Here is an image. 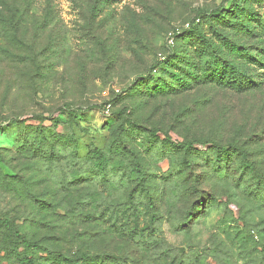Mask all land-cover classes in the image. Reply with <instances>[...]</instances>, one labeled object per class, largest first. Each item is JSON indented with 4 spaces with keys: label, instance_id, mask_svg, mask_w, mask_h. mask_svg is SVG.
I'll use <instances>...</instances> for the list:
<instances>
[{
    "label": "rangeland",
    "instance_id": "1",
    "mask_svg": "<svg viewBox=\"0 0 264 264\" xmlns=\"http://www.w3.org/2000/svg\"><path fill=\"white\" fill-rule=\"evenodd\" d=\"M235 2L244 12L226 13ZM210 10L219 14L211 21L217 31L256 26L241 62L256 85L134 92L161 77L154 65L180 66L186 47L173 33ZM263 52L264 0H0V219L94 264H264V200L254 196L250 174L232 173L231 161L218 174L195 155L187 156L190 168L182 166L181 152L149 147L143 132L233 142L264 172ZM95 104L103 107L67 115ZM32 116L59 119L56 133L76 123L99 159L85 162L83 144L51 164L19 154L20 120ZM121 142L140 154L153 208L118 155ZM1 231L0 264H20ZM24 251L51 264L40 250Z\"/></svg>",
    "mask_w": 264,
    "mask_h": 264
},
{
    "label": "trees",
    "instance_id": "2",
    "mask_svg": "<svg viewBox=\"0 0 264 264\" xmlns=\"http://www.w3.org/2000/svg\"><path fill=\"white\" fill-rule=\"evenodd\" d=\"M238 12H244L239 2L230 3V6L226 8V13L234 14ZM218 15L214 10L201 12L188 28L173 33L172 38L175 42L181 39L186 47L183 53L178 51L177 54L180 59L182 58L178 61L180 66L174 65L170 68L172 63L168 62L161 64V67L159 66L160 63L154 65L155 72L159 70L161 77L157 76L156 79L148 80L146 89L141 88L134 92H145V94L152 96H165L188 92L199 85L207 84L228 88L233 92H242L247 89V86L256 85V81L249 77L244 68L243 61L245 60L242 59L249 56L248 50L251 45H248L247 42L252 36H256V26L245 24L240 27V33L234 30L229 31L227 34L226 32L217 31L211 25L213 18ZM246 16L247 18H253L250 12H247ZM206 21H209V33L204 28ZM220 22L221 25L229 27L228 21L224 17L220 19ZM253 22L258 24V16L255 19L253 18ZM231 36H236L238 39L234 40ZM170 49L171 53H173L176 47H173V49L170 47ZM101 107L103 106L95 104L86 107V109L80 107L69 108L66 109V112L68 113L67 115L73 116L75 112L84 113L85 111L100 109ZM31 120L34 122H30ZM72 120L74 122V118ZM58 121L59 119L46 116H32L28 119L20 120V122L24 123V129L19 133L20 139L23 140L19 145L21 148L19 154L28 155L37 161H45L51 164L53 161H60L61 158L65 157L61 152L73 149L74 153H76L80 145L83 144L85 146L83 153L85 162H90L95 157L99 159L96 154L101 152L97 147L92 146L91 141H85L89 137L86 131H83L76 123H67L61 133H56L53 127L57 126ZM143 132L146 134V143L149 147L154 146L157 142L169 147L170 150L181 152L180 164L182 166L191 164L187 156L195 155L197 159L206 160L213 167L212 170L220 174L222 168L228 167V162L231 161L233 166L232 173L239 172V175L243 176L250 174L253 179L252 192L254 196L264 200V172L257 169L249 158L250 154L238 144L233 142L222 144L211 138L179 140L172 137L168 131L158 128H150L143 130ZM115 148L118 150V155L129 165V172L135 178L136 183L134 186H136V191L141 192L140 195H145L148 207L153 208V196L150 195L149 182H145L146 176L140 167L141 157L139 152L128 150L126 146L122 145V142L119 148L117 146ZM98 165L104 166V164ZM188 168H190V165ZM185 218L188 219L189 215ZM0 227L2 228V238L14 251L15 257L20 264H36L32 251L25 253L26 251L24 250L26 249L42 251L45 259L49 260L51 264L95 263V260L87 254H81L78 258L67 257L58 250L48 248L41 245L38 241L29 239L9 219H0Z\"/></svg>",
    "mask_w": 264,
    "mask_h": 264
},
{
    "label": "built area",
    "instance_id": "3",
    "mask_svg": "<svg viewBox=\"0 0 264 264\" xmlns=\"http://www.w3.org/2000/svg\"><path fill=\"white\" fill-rule=\"evenodd\" d=\"M172 38V37H171Z\"/></svg>",
    "mask_w": 264,
    "mask_h": 264
}]
</instances>
